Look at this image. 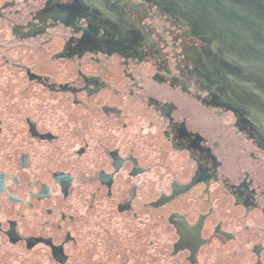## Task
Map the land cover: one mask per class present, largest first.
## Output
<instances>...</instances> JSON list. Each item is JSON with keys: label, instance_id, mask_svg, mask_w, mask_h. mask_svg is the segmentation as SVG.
<instances>
[{"label": "flooded vegetation", "instance_id": "flooded-vegetation-1", "mask_svg": "<svg viewBox=\"0 0 264 264\" xmlns=\"http://www.w3.org/2000/svg\"><path fill=\"white\" fill-rule=\"evenodd\" d=\"M256 23L264 0H0V264H264V105L229 64Z\"/></svg>", "mask_w": 264, "mask_h": 264}, {"label": "water", "instance_id": "water-1", "mask_svg": "<svg viewBox=\"0 0 264 264\" xmlns=\"http://www.w3.org/2000/svg\"><path fill=\"white\" fill-rule=\"evenodd\" d=\"M246 12L250 13L248 9ZM261 25L262 26H259L256 23L253 30H243L241 25L240 29L235 31V34L245 35L246 37L245 39H240L238 51L241 52V55L245 56L247 71L238 68V65L233 62H229V64L237 70H241L239 76L246 75L248 81L251 82L253 80L252 85L248 87L250 93L252 96L254 95L257 104L264 105V24ZM248 34H250V38ZM251 57L254 58V60H251ZM253 66L255 69H253ZM250 67H252L251 70H249ZM255 109L264 112V107H255Z\"/></svg>", "mask_w": 264, "mask_h": 264}]
</instances>
